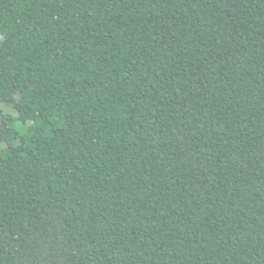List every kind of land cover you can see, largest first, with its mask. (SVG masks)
I'll return each instance as SVG.
<instances>
[{"label": "trees", "instance_id": "obj_1", "mask_svg": "<svg viewBox=\"0 0 264 264\" xmlns=\"http://www.w3.org/2000/svg\"><path fill=\"white\" fill-rule=\"evenodd\" d=\"M0 264H264V0H0Z\"/></svg>", "mask_w": 264, "mask_h": 264}]
</instances>
